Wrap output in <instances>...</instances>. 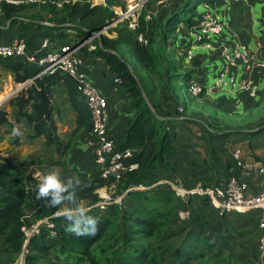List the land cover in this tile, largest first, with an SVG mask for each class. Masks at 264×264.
I'll use <instances>...</instances> for the list:
<instances>
[{
	"label": "trees",
	"instance_id": "16d2710c",
	"mask_svg": "<svg viewBox=\"0 0 264 264\" xmlns=\"http://www.w3.org/2000/svg\"><path fill=\"white\" fill-rule=\"evenodd\" d=\"M12 1L2 3L0 18L3 17L5 23H9L8 29L11 32L10 38L4 43H10L18 35L23 36L27 39L28 53L37 52L39 56H44L40 51L45 39L50 44L47 48L56 51L61 46H74L75 43L84 42L100 33L93 40L94 49H90L89 44H84L79 50L84 60L82 68L87 72L92 59L101 58L111 72L121 79V82L116 83L130 98L129 107L134 116L128 121L125 139L121 144L116 143V147L119 151L129 149L131 154L122 157L121 162L126 167H136L122 172L120 177H104L100 169L79 178L87 187L78 194V198L89 201L87 205L97 202L99 189L113 184L120 192H126L124 199L129 198L128 205L123 209L120 206L115 207L118 203H112L106 210L91 208L90 215L99 217L95 236L68 233L65 229L69 222L59 214V208L45 207L44 202L31 196L24 185L0 178V264H13L19 257L25 246L22 227H30L46 217L55 224L57 235L53 236L51 229L42 225L40 232L33 234L27 243V264H163L162 257L155 253L154 244L149 239L157 235L159 241L156 245L163 247L174 236L179 239L184 234L186 235L180 242L182 246L175 248L177 256L172 258L171 264H233L231 257L225 253L230 247L229 240L232 235L229 231L232 232V228L225 227L226 222L221 221L219 229L211 230L206 214L196 212L189 200L186 201L177 194L171 183L161 182L164 177L154 179L157 170L173 175L170 159L177 154L173 130L179 119L165 106V102H168L167 95L172 96V90L176 88L172 83L177 81L189 87L193 78L206 83L204 78L198 77L196 68H190L196 62L195 56L188 60L189 49L178 45L179 30L181 27L195 28L198 25L203 4L214 7L223 1L176 0L171 8L159 10L157 18L152 17L151 20L146 18V10H142L135 29L130 28L129 19H119L120 16L116 13L117 8L124 11L127 9V0H105L103 4H94L93 0ZM30 3L37 7L36 13L23 16ZM33 29L40 31L39 48L33 41ZM139 34H143L147 42L140 41ZM60 42L61 45H57ZM209 52H214L221 58L218 51ZM135 64L153 74L155 80L148 79L146 82ZM0 68L13 73L16 83L23 84L31 80L9 99L14 121L10 120L9 111L3 106L0 107V140L5 134L13 135L12 129L22 123L23 136L28 140L43 137L59 155L68 153L72 143L62 138L56 118L54 98L59 84H64L67 89L69 101L76 113L74 133L82 128H90L91 131L90 109L79 90L77 80L69 73L61 69L53 73H43V66L16 56H0ZM1 69L0 85L3 80ZM144 91L151 104L145 98ZM203 96L204 93L199 95ZM177 112L182 113L179 110ZM263 124L264 122L253 129L260 128ZM229 129L232 128L213 129L205 124L209 140L218 139L223 143L225 138L233 135L254 137L264 133V128L247 131ZM111 134L116 142V136ZM21 137L13 135L12 143H19ZM211 151L216 155L217 149L211 146ZM2 159L6 158L0 153V160ZM213 167L209 166V170L205 171V177H208V171L212 173L203 180V186H220L222 181L228 182L231 178L232 167L240 169L236 161L228 163L223 171L217 167L213 172ZM166 178L175 184L178 181L174 175ZM141 185L146 188H137ZM185 187L193 186L187 184ZM200 198L204 205L215 208L209 197ZM129 207L134 210H128ZM181 211H189V215L181 218ZM189 221L193 226L188 231L184 228L176 234L171 233L174 224ZM115 223L118 225L117 235L111 233ZM102 241L106 245L101 248L103 254L99 255L96 247ZM120 244L125 247L113 260H109L107 251ZM10 260L13 262L10 263Z\"/></svg>",
	"mask_w": 264,
	"mask_h": 264
},
{
	"label": "crops",
	"instance_id": "0c3cea01",
	"mask_svg": "<svg viewBox=\"0 0 264 264\" xmlns=\"http://www.w3.org/2000/svg\"><path fill=\"white\" fill-rule=\"evenodd\" d=\"M93 3L103 4L105 0H93ZM214 8L221 13L228 22L227 29L219 36V42H226L228 44H233L235 41L244 42L249 46L252 52H255L258 61H264V2L246 4L234 3L228 6L221 2L214 6ZM8 27L9 23H5V20L1 17L0 41L3 43L10 38L11 32ZM194 30L195 28L181 27L177 43L179 46H186L187 49L192 48L196 62L193 63L190 68H196L198 77L201 79L204 78L206 83H212L215 80L218 70L223 67V60L219 56H216L214 52L210 53L202 48H195L192 46ZM31 34L34 37L33 41L36 42V47L39 48L41 45V38L39 37L40 31L33 29ZM53 48L56 49L54 46ZM51 50V48H42L40 53L45 55ZM79 55L82 56L80 52ZM135 68L138 69V71H144V75L148 73L139 68L137 64H135ZM1 70L3 73V80L0 85V101L7 98L22 84L15 82L14 75L10 71L4 70L3 68ZM235 73L239 79L242 78L244 75L243 66H239L235 70ZM87 74L91 82L107 99L109 119L108 130L116 136L117 145L121 144L125 139V130L128 121L134 116V112L129 107L130 98L118 84L119 82L116 83V78L118 77L111 72L105 60L93 58L87 67ZM254 77L259 84V96L263 94L262 101H264V68L257 67L254 70ZM142 78L147 82L144 77ZM174 82L177 84L175 85L172 83L176 86L174 94L176 95V92L180 90L181 95H183V88L186 87L185 84L177 81ZM186 88L188 89V87ZM259 96L255 99H258ZM10 98L6 99L1 106L9 111V118L11 121H14L13 108L9 105ZM199 98V101L204 102L216 100L214 102L219 104H214L218 107L221 106L222 110L225 109L227 112H230L229 107H232V109L240 110V113H243L244 110L245 113L249 101L252 102L251 105H253L252 99L238 92L225 91L204 93V96ZM54 99L57 107L56 118L58 121L59 133L66 142L72 143L68 153L62 156L59 155L54 148L47 144L43 137L28 140L24 135L21 137L19 143L13 144V135L5 134L0 140V153L6 158L0 160V178L9 179L24 185L33 197H36L38 180L34 179V176L37 173L43 174L49 168L59 167L62 170L63 176H76L81 178L87 173H92L102 168L97 162L96 146L90 144V141L95 139L90 128H82L74 133L76 127V113L71 106L68 92L64 84H59L56 87ZM174 100L175 102L169 104L163 99L165 106H168L172 114L178 116L177 118L179 119L178 125H176L173 130L175 133L174 144L177 149V154L170 159L171 166L173 167V175L178 180L176 184L184 188H186L185 186L187 184L192 185V188L202 185L203 180L208 178L212 173L208 171V177L204 176L205 171L209 170V166H215L213 167V172L216 171L217 167L221 168V171H223L228 163L236 161L240 169L232 167L230 170V177L236 176L239 179L248 181L250 185L249 194L261 192L264 189V133L254 137L233 135L225 138L224 143L219 142L218 139L210 141L209 133L205 131V124H209L213 129H217L218 127H216L214 123L221 124L222 122V124H224L221 115L216 113L205 114L207 117L203 116L205 118L203 119L200 118V115L188 114L187 104L182 103L178 97L174 98ZM188 105L191 104L188 103ZM179 107L184 108L181 114L177 112ZM195 107H193V112ZM200 113H203L202 109H199V114ZM247 115L249 114H246V116ZM211 146L217 149V152L215 151L216 155L211 151ZM221 148H223V150H221ZM237 150H239L241 154V164L234 156ZM173 175L168 172L157 170L154 179L157 177H164L161 179V182L169 183L171 180L166 177H171ZM226 183L227 180L222 181L220 184L224 185ZM198 197L200 198L201 196L197 194L188 196L187 199L189 200V204L196 202ZM200 200L198 202V213H204L207 217L208 214L206 211H208L210 207L201 204ZM85 202L87 204L89 201ZM249 211L251 212L246 214L247 222L244 224L249 229V236H244L247 235L248 232H240L243 233V235L239 233L238 236H244L242 240L244 242L243 245L246 244L248 247L245 253L247 257H250L251 261L253 260V263L257 264L259 260H261V263L264 259L262 255L256 259L257 250H259L258 248L263 233L260 227V220L264 211L261 209ZM260 214H262L261 217ZM221 221L226 222L225 227L229 229L232 228V226L228 224V220H220V222ZM191 226H193V224H191L190 221L189 223L177 222L171 227V233L176 234L184 228H187L188 231ZM176 238L178 237L174 236L171 240ZM1 241L3 242V240ZM251 245H253V248ZM253 250L254 252L251 253ZM175 256H177L176 253L173 254V257ZM165 260L167 264L172 263V258H165L164 264Z\"/></svg>",
	"mask_w": 264,
	"mask_h": 264
},
{
	"label": "built area",
	"instance_id": "2783aa9c",
	"mask_svg": "<svg viewBox=\"0 0 264 264\" xmlns=\"http://www.w3.org/2000/svg\"><path fill=\"white\" fill-rule=\"evenodd\" d=\"M4 1L13 2L12 0H0V15L2 13V3ZM176 0H159L158 3L162 7L171 6ZM228 6L234 3H253L256 0H222ZM144 6V1L141 4L131 5L125 10V14L120 17H128L129 14H135V9ZM138 12L129 24L130 28L135 29L138 24ZM146 18L150 20L151 14H147ZM228 22L213 6L203 4L200 10L199 23L193 31V44L195 48H202L207 51H218L222 60L223 67L218 70L215 80L212 83H202L199 79L193 78L188 90L193 96H199L202 93H217V92H238L245 93L248 97L255 99L259 96V84L254 77V70L264 68V61H258L255 52H252L249 46L241 41H235L233 44L219 42V36L224 33L228 27ZM106 30V29H105ZM104 30V31H105ZM97 35H94L84 42H77L74 46L66 44L61 46L59 50L50 51L44 56H39L37 52L28 53L27 39L23 36H16L10 43L0 42L1 57H24L28 62L43 66V73H53L61 69L73 76L79 85V90L84 97L90 112H91V133L95 139L90 141V144L96 146L97 162L102 166V176L108 177L116 175L120 177L121 173L126 170H132L136 165L126 167L121 162L122 157L129 156L131 151H119L116 147L115 138L108 130V112L107 99L99 89L88 78V74L83 70V58L79 55V50L84 44H89L90 49H94L93 40ZM140 41L147 42L143 34H139ZM218 40V42H217ZM49 40L45 39L42 42V48L49 46ZM194 56L191 49L188 50L187 59L190 60ZM243 66L244 75L238 78L235 70ZM117 82H121L120 78H116ZM184 108L179 107V111L183 112ZM236 160L241 164V154L237 150L234 153ZM177 191V194L185 198L188 194H197L210 198L211 204L219 210L226 212L244 213L249 210L261 209L264 211V189L257 194H249V182L232 176L229 181L220 186H197L186 190L185 188L172 183ZM137 188L145 189L144 186ZM116 185H110L98 190V200L96 203L88 205L90 208L98 207L100 210H106L112 203H120L121 196L115 194ZM189 215V211H181V218ZM42 225H46L51 229L53 236H56L54 230L55 224L49 217L34 222L30 227L23 226L22 230L25 234V246L20 253V256L13 264H27L26 256L29 253L27 243L30 237L40 232ZM260 227L263 230L261 237V255L264 258V214L260 220ZM260 264H264V259Z\"/></svg>",
	"mask_w": 264,
	"mask_h": 264
},
{
	"label": "rangeland",
	"instance_id": "374dc122",
	"mask_svg": "<svg viewBox=\"0 0 264 264\" xmlns=\"http://www.w3.org/2000/svg\"><path fill=\"white\" fill-rule=\"evenodd\" d=\"M142 1H144V6L139 7L138 10L135 9V12H134L135 14L131 13V14L128 15V17H124V19H129L128 20L129 24L135 17H137L138 12H141L142 10H146L147 14H151L152 17L157 18L156 16L158 15L159 10L168 8V7L160 6L159 3H158L159 0H127L126 1L127 9H129L131 5L141 4ZM173 4L171 6H169V8H171L173 6ZM36 8L37 7L34 6L33 3H30L28 5V9L25 10L22 15L23 16H29L31 14H35L36 13L35 12ZM125 12L126 11H124L122 8H117L116 9V13H117L118 17L122 16L123 14H125ZM70 34H73V32H71ZM57 45H61V42L58 43ZM139 72L142 75V77H144L146 80H148V79L155 80V78H156L150 72L145 74V75L143 74L144 71H139ZM174 84H175V82H174ZM175 85H177V84H175ZM188 92H189V90L186 87H184L183 88V95H181L180 90H178L176 92V95H175L174 94V89H173L172 90V94H171L172 96L167 95L166 99L168 100V103L170 104V103L175 102L174 98L178 97L179 100L182 103H186L187 104V113L188 114L191 113V114L197 115V116L200 115V118H203V119H205L203 116L207 117L205 114H212V113L214 114V113H216L218 115H221V118L224 120V124H222V122H221V124L214 123V125L216 127H218L217 129H219V130L223 129V128H225V129L226 128H230V127L232 129H235V130L253 129V128L257 127L258 125H260L261 123L264 122V108H263L264 107V101H262L263 94L260 95L258 99H253V105H251L252 102L249 101V103L247 105V109L245 110V113H244L243 109H242L243 113H240L239 112L240 110L232 109V107H229L230 108V112H227V110H225V109L222 110L221 106L218 107L216 104H214V103H217V102H214L216 100H210V101H206V102L199 101L200 100L199 97H195L190 92L189 93ZM195 101H196L197 105H196ZM188 103L191 104V105H188ZM194 104L196 105V107H195ZM217 104H219V103H217ZM193 107H195L194 112H193ZM199 109H202L203 113L199 114ZM246 114H249V115L246 116ZM232 129H229V130H232ZM230 140H232V139H230ZM179 182H181V181H179ZM198 186H201V185H198ZM181 187H183V186H181ZM185 189L189 190V189H192V188L186 187ZM115 194L117 196H121V198H122L120 203L116 204L115 207H119L120 206L121 209L126 207V204L128 205V200H129V198H127V199L125 198L124 199V196H125L126 192L122 193V192H120L119 189L118 190L116 189L115 190ZM191 195L192 194H188L185 197V200H188L187 199L188 196H191ZM199 200H200V198L198 197L196 202L192 203V208H195L196 212L199 211V204H198ZM200 202H201V204L204 205L202 200H200ZM128 210L133 211L134 209L129 207ZM255 211H257V210H255ZM249 212H251V211H247V212H244V213H236L234 211L233 212H226V211H222V210L215 209V208H210V209H208V211H206V213L208 214L207 218L209 220V226L212 227L211 230H213V228H215V229L220 228V220H228V224L232 226V229H231L232 232L229 231L231 233V235H232V238L229 240V244H230L229 246L230 247H229V250H227L225 253L228 256L231 257V262L233 264H251L253 262V260L251 261L250 257H247V254L245 252H246V248H248V247L246 246V244L243 245L244 242L242 241L244 236L245 237L249 236V229H248V227H246V225H244L247 222L246 214H248ZM210 214H214V215H210ZM261 215L262 214H260V217H261ZM112 232H114L115 235H117V233H119L118 232V225L116 223L112 226L111 233ZM240 232H248V234L244 235L243 237H239L238 234ZM209 233H211V231H209ZM122 235L123 234L121 233L120 236L122 237ZM185 235L186 234L182 235V237L179 238V239L176 238V239H173V240H170V241L168 240L166 243L163 244V247H161L162 245L161 246L160 245H156L157 244L156 242L159 241L158 240L159 237L157 235H154V237L149 239L154 244L155 253L160 255V257L163 258L162 259L163 260V264H164V259L165 258H173V254L176 253V251H177L175 248L178 247V245H180L181 239L184 238ZM111 239H113V238H111ZM1 240L4 241V238H2ZM146 240H148V239H146ZM113 241H115V239H113ZM104 242L105 241H102L101 243L98 244V247H96L98 249V250H96V252L99 255L103 254V253H101V251H102L101 248L104 245H106ZM108 244H107V246H108ZM180 246H182V245H180ZM251 246L253 248V245H251ZM124 247H125V245L120 244L119 246H116V247L112 248L111 250H108L107 252L109 253V260L112 259V258L114 259L117 256V254ZM253 252H254V250L251 251V253H253ZM260 255H261V252L259 250H257L256 259L258 257H260ZM260 261L261 260H259L257 264H260ZM11 262H13V261L10 260V263ZM165 264H167L166 260H165Z\"/></svg>",
	"mask_w": 264,
	"mask_h": 264
},
{
	"label": "clouds",
	"instance_id": "9594fccd",
	"mask_svg": "<svg viewBox=\"0 0 264 264\" xmlns=\"http://www.w3.org/2000/svg\"><path fill=\"white\" fill-rule=\"evenodd\" d=\"M23 124L12 129L13 135L23 136ZM36 199L42 200L48 208H59V214L69 223L68 233L76 236H95L98 232L99 217L90 215L91 208L78 194L87 185L76 176L65 177L59 167L49 168L45 173H37ZM62 206V207H61Z\"/></svg>",
	"mask_w": 264,
	"mask_h": 264
},
{
	"label": "water",
	"instance_id": "95a60500",
	"mask_svg": "<svg viewBox=\"0 0 264 264\" xmlns=\"http://www.w3.org/2000/svg\"><path fill=\"white\" fill-rule=\"evenodd\" d=\"M123 17H119V19H122ZM100 33H97L96 35L98 36ZM29 82H31V80L30 81H27V82H25V83H23V84H21V86L17 89V90H15L14 92H12L7 98H4V100H2V101H0V106H1V104L6 100V99H8V98H10L14 93H16V92H18L19 90H21L24 86H26ZM139 84H140V86H141V88L143 89V86H142V84H141V82H139ZM144 96H145V98H147V101L150 103V101H149V99H148V96H147V93L144 91ZM151 104V103H150ZM156 113V115L158 116V113L157 112H155ZM261 128H264V124L260 127V128H257V129H241V130H239V131H247V130H258V129H261Z\"/></svg>",
	"mask_w": 264,
	"mask_h": 264
}]
</instances>
